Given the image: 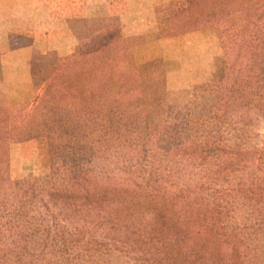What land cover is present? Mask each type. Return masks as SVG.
<instances>
[{
	"label": "trees",
	"instance_id": "16d2710c",
	"mask_svg": "<svg viewBox=\"0 0 264 264\" xmlns=\"http://www.w3.org/2000/svg\"><path fill=\"white\" fill-rule=\"evenodd\" d=\"M167 13L224 47L183 111L161 61L127 62L113 20L68 57L36 55L29 113L0 108V264H264V0ZM30 139L45 175L7 187L9 147Z\"/></svg>",
	"mask_w": 264,
	"mask_h": 264
},
{
	"label": "crops",
	"instance_id": "0c3cea01",
	"mask_svg": "<svg viewBox=\"0 0 264 264\" xmlns=\"http://www.w3.org/2000/svg\"><path fill=\"white\" fill-rule=\"evenodd\" d=\"M173 1L0 0V104L30 96L36 55L47 54L54 61L68 57L81 40L103 32L109 20L118 25L124 49H165L180 37L173 35L167 19ZM162 54L166 51L154 58Z\"/></svg>",
	"mask_w": 264,
	"mask_h": 264
},
{
	"label": "rangeland",
	"instance_id": "374dc122",
	"mask_svg": "<svg viewBox=\"0 0 264 264\" xmlns=\"http://www.w3.org/2000/svg\"><path fill=\"white\" fill-rule=\"evenodd\" d=\"M168 22L173 30V25L169 19ZM201 30H198L201 32L192 31L184 34H175L173 30V35L180 37L173 39L165 49H124L122 46L120 47L121 53L125 55L129 63L139 65L152 60L162 62L165 71V87L169 94L167 110L172 113H179L191 104L195 88L212 79L216 72L217 59L223 57L224 47L218 31L219 28L212 26ZM94 33L96 32L87 38ZM164 51H166L165 56L162 54L161 58H154ZM142 59L148 60L139 63L138 61ZM38 71L36 73L37 78ZM29 94V97L20 96L16 100H12L13 98L10 97V104H0V108H25L29 113L35 105L34 99L39 92H35L33 86ZM261 134L264 136V124L261 126ZM44 175L45 169L42 164L39 143L36 139L14 142L10 145L9 180L5 184L7 187L11 186L16 179H42Z\"/></svg>",
	"mask_w": 264,
	"mask_h": 264
}]
</instances>
